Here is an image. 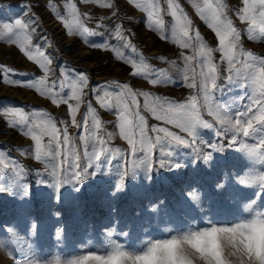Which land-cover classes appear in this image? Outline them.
I'll return each mask as SVG.
<instances>
[{
  "label": "rangeland",
  "instance_id": "1",
  "mask_svg": "<svg viewBox=\"0 0 264 264\" xmlns=\"http://www.w3.org/2000/svg\"><path fill=\"white\" fill-rule=\"evenodd\" d=\"M104 2H78L79 12L89 13L93 17L87 21L89 27L98 22L95 18L110 16L111 9L98 6V3ZM179 2L192 17L206 42L215 47L213 33L197 18L187 0ZM227 2L230 7L240 5V0ZM48 3L49 0H0V21L12 22L35 16L39 23L36 25L38 30L33 42L43 45L44 41L40 37H47L51 44L47 51L54 58L53 68L67 66L87 72L90 78L89 89L103 81H121L152 93V97H166L183 103L190 96L196 95L198 100H202V93L198 89L187 87V80L181 82L178 71V68L183 67L180 62L181 53L192 54V50L181 49L161 39L155 31H150L145 24V13L134 9L126 0H114L119 9V18L115 21L105 19L102 23L111 29L115 23L122 22L124 29L130 30L127 34L137 52L142 53L155 67L164 69L174 78V82L152 86L142 79L130 77V67L114 59L111 51L89 47L82 42V38L67 35L65 28L46 7ZM55 3L61 5L63 0H55ZM26 4L30 6L29 9ZM59 11L67 12L63 7ZM164 19L167 22L171 17L165 16ZM232 19L237 28L246 27L234 15ZM87 39L96 44L107 42L119 46L122 43L107 34ZM60 40L70 43V47L64 49ZM243 46L264 56V43H252L245 39ZM124 51L129 57L136 58L130 49ZM159 56L177 63H162L154 58ZM0 65H6L18 73H28L27 76L16 75L14 78L17 80L32 79L33 74L41 75L37 66L28 61L13 44L3 41H0ZM218 68L219 87L214 93L216 99L231 104L234 112L242 110L248 101L240 103L236 98L247 96L251 89L228 83L226 77L230 73L226 64H218ZM199 70L197 67V72ZM89 99L102 118V124L99 129L93 128L89 115L83 129L68 125L69 136L74 139L75 160L68 153V145L63 144L56 147L59 155L36 160L34 142L23 135L20 129L9 126L6 121L13 117L0 114V152L4 153V162L0 164L3 169L0 173V264H40L42 259L54 251L70 255L85 244L90 246L89 250H96V245H106L111 241L136 248L146 237L155 239L163 236L162 229L165 228L183 231L193 221L205 227L209 223H232L247 214L264 212V189L258 184L245 185L240 182L264 171V166L254 164L241 149V143L258 144L261 139L259 134L247 138L240 136L238 139L241 143L233 144L231 133L218 134L215 129H199L197 138L192 140L173 125L156 120L147 110L141 109L149 126L167 127L192 142L190 146L177 145L171 138H166L162 143L155 144L152 151L155 168L139 167L132 170L125 177L124 188L118 189L121 174L138 164L144 158L143 153L133 154L130 145L119 135L116 116L101 109L94 96ZM140 100L143 103L142 97ZM8 108H23L29 114L33 109H45L58 119H69L65 106L54 107L28 88L0 83V110ZM84 114L85 107L82 104L76 120L79 122ZM205 118L212 120L206 115ZM59 127L63 128L64 125ZM149 135L155 138L157 133L150 132ZM160 135L163 136L162 133ZM79 136L90 138L87 149ZM98 139L106 143L100 145ZM47 142L48 138L45 137L44 143ZM92 145H96L95 152L99 158L91 160L88 177L82 183H67L57 192L52 183L57 177H53L52 172L55 170L58 176H62L67 169L68 175H71L73 171L88 166L93 154ZM211 145L223 147L224 150L212 152V158L207 162L194 160L195 150L206 153L211 150ZM102 147L111 151H101ZM115 149L121 151L116 152ZM85 151L88 156L84 155ZM163 158L179 167L160 168L159 161ZM73 163L75 169L71 167ZM191 192L192 199L189 196ZM250 204L251 210L246 211ZM196 251L202 257L211 255L215 264H228L223 258L219 242L211 251L203 246L197 247ZM183 264L194 262L185 258Z\"/></svg>",
  "mask_w": 264,
  "mask_h": 264
},
{
  "label": "snow or ice",
  "instance_id": "2",
  "mask_svg": "<svg viewBox=\"0 0 264 264\" xmlns=\"http://www.w3.org/2000/svg\"><path fill=\"white\" fill-rule=\"evenodd\" d=\"M78 2L90 3L97 2V0H78ZM78 2L63 0L61 5H57L55 0H49L46 5L65 28L67 35L82 38V42L89 47L111 51L114 59L130 67L129 76L134 79H142L152 86L174 82V78L164 69L155 67L143 57L142 53L137 52L127 34L130 30L124 29L122 22L115 23L111 29H107V26L102 23L105 19L115 21L119 18V9L114 0H105L103 4L98 3V6L112 11L108 17L95 18L98 22L93 27L87 24V21L92 20L93 17L89 13H80ZM126 2L134 9L145 13L146 27L150 31H155L161 39L181 49L192 50V54L181 53L180 62L183 67L178 68V71L181 74V82L187 80V87L198 89V92L202 93V100H198L196 95L190 96L183 103L169 100L166 97H152V93L136 89L130 83L121 81H103L100 85L89 89L90 78L87 72L77 71L67 66L52 67L54 58L47 51L51 44L46 36L40 37L44 41L43 45L33 42L38 30L36 25L39 23L35 16L30 15L29 19L20 18L12 22L0 21V41L13 44L28 61L35 64L41 71L40 76L33 74L32 79L17 80L14 78L16 75L27 76L28 73H18L15 69L0 65V83L28 88L35 91L41 98L48 100L54 107L65 106L67 108L68 120L58 119L45 109H33L31 114L25 112L23 108L0 110V114L13 117L6 121L10 127L20 129L23 135L34 142L35 159L39 161L42 157L59 155L56 147L62 144L68 145L69 155L73 160L77 159L74 139L69 136L68 125L83 129L91 115L92 127L95 129L101 127L102 118L99 117L89 99L90 96H94L101 109L116 116L119 135L130 145L133 154L143 153L144 158L140 159L138 164L121 174L118 189L124 188L125 177L132 170L139 167L155 168L152 160L155 144L162 143L166 138H171V141L177 145L190 146L192 142L170 131L167 127L149 126L141 109L147 110L154 119L173 125L192 140L197 138L199 129H215L218 134L220 132L231 133L230 138L233 144L241 143L238 139L240 136L247 138L259 134L261 139L258 144L241 143V149L254 164L264 166V56L243 46L245 39L252 43H264V0H240L238 7H230L227 0H187L197 18L213 33L215 47L206 42L179 0H126ZM26 7L29 9L30 6L26 4ZM61 7L67 12L59 11ZM233 15L246 27L237 28L232 19ZM165 16H170L171 20L166 22ZM106 34L122 43L119 46L109 45L107 42L96 44L87 39V37ZM124 49H130L136 54V58L129 57ZM154 58L165 64L177 63L163 56ZM218 64L227 65L230 73L226 77L228 83L240 84L251 89L247 96L236 98L240 103L244 100L248 101L242 110L234 112L231 104L216 99L214 93L219 87L217 84ZM197 67L200 69L198 72ZM86 89H88L87 92ZM141 97L143 103H141ZM82 104L85 107V114L78 122L76 115ZM205 115L211 117L212 120L206 119ZM16 117L18 119H15ZM61 124L64 125L63 128L59 127ZM150 132L157 133L156 137L150 136ZM161 133L163 136L160 135ZM108 136L110 137L111 133ZM45 137L48 138L47 143H44ZM79 139L84 141L87 149L90 138L79 136ZM97 143L104 145L106 141L98 139ZM95 148L96 145H92L93 154L89 158L90 163L82 170L73 171L71 175H68V170L65 169L62 176H58L55 170L52 172L53 177H57L52 182L57 192L67 183L73 181L82 183L88 177L89 168L92 167L91 160L99 158ZM210 149L206 153L195 150L194 160L207 162L212 158V152L224 150L223 147L217 148L216 145H211ZM101 151L111 150L102 147ZM115 151L120 152L121 150L115 149ZM84 155L89 154L85 151ZM3 157L4 153L0 152V164L4 162ZM71 167L75 169L76 165L73 163ZM159 167L176 168L179 165L163 158L159 161ZM53 168H55L54 165ZM2 172L3 169L0 168V173ZM240 182L245 185L258 184L264 189V171L259 175L253 174ZM192 192L189 193L191 199ZM247 210H251V204ZM57 236H59V230Z\"/></svg>",
  "mask_w": 264,
  "mask_h": 264
},
{
  "label": "clouds",
  "instance_id": "3",
  "mask_svg": "<svg viewBox=\"0 0 264 264\" xmlns=\"http://www.w3.org/2000/svg\"><path fill=\"white\" fill-rule=\"evenodd\" d=\"M162 231L163 236L146 237L136 248L111 241L89 250L85 244L70 255L54 251L40 264H183L185 258L194 264H215L211 255L202 257L196 248L211 251L217 242L228 264H264V212L247 214L232 223L200 227L193 221L183 231Z\"/></svg>",
  "mask_w": 264,
  "mask_h": 264
},
{
  "label": "bare ground",
  "instance_id": "4",
  "mask_svg": "<svg viewBox=\"0 0 264 264\" xmlns=\"http://www.w3.org/2000/svg\"><path fill=\"white\" fill-rule=\"evenodd\" d=\"M60 42H61V44H62L61 46L64 47V49H65V48H69L70 45H71L70 43H68V42H63V41H61V40H60ZM60 42H59V44H60ZM58 47H59V46H58Z\"/></svg>",
  "mask_w": 264,
  "mask_h": 264
}]
</instances>
